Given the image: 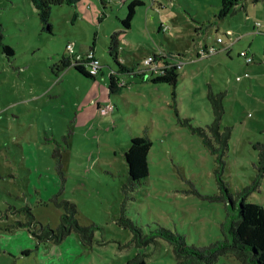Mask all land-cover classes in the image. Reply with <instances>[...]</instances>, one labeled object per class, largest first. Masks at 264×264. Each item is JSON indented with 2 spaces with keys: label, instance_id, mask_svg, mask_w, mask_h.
<instances>
[{
  "label": "rangeland",
  "instance_id": "374dc122",
  "mask_svg": "<svg viewBox=\"0 0 264 264\" xmlns=\"http://www.w3.org/2000/svg\"><path fill=\"white\" fill-rule=\"evenodd\" d=\"M131 1L53 6L44 30L30 0H0V42L14 50L7 56L0 46V264H126L138 252L147 264H176L170 242L156 238L137 248L118 224L124 151L134 136L151 142L149 175L129 193L124 212L144 234L161 227L201 247L223 239L238 193L254 184L246 200L264 206L256 148L264 144V0L243 2L223 19L219 0H140L124 30ZM117 32L126 66L153 54L180 56L175 96L166 84L123 76L126 86L109 97V67L116 65L108 45ZM68 44L84 57L93 47L87 59L101 66L95 82L59 68ZM204 46L215 54L207 56ZM209 92L222 94L220 132L230 129L221 158L226 192L215 178L220 163L197 131L213 122ZM64 202L76 206L78 224L99 227L91 249L75 233L39 244L18 226L28 208L55 229ZM216 264L239 262L224 256Z\"/></svg>",
  "mask_w": 264,
  "mask_h": 264
},
{
  "label": "trees",
  "instance_id": "16d2710c",
  "mask_svg": "<svg viewBox=\"0 0 264 264\" xmlns=\"http://www.w3.org/2000/svg\"><path fill=\"white\" fill-rule=\"evenodd\" d=\"M79 0H30L37 16L42 23V28H49L51 8L62 4L75 5ZM251 1L257 3L260 0H219L220 8L217 14L218 19H223L229 15H233L239 4ZM100 3L105 8L103 0ZM143 1L132 0L127 6L126 17L121 21L124 30L131 28V21L136 13V8L143 6ZM160 30L161 27L159 28ZM47 30V29H46ZM50 31V29H48ZM120 32L114 33L110 37L108 45V55L116 65L115 69L109 67L108 75V95L120 94L126 86V82L122 77H139L143 81H149L154 84H166L173 89L175 96V88L178 83V74L183 63L179 60V55L175 57L170 52L161 53L160 55H150L153 57L152 64L156 65L153 70L144 68L141 65L126 66L120 60ZM1 41V35H0ZM2 52L7 56H13L14 50L8 45L0 42ZM208 47L204 46V53H208ZM227 53L231 51L226 48ZM67 52V49H66ZM93 53V47L89 49V53ZM215 54V53H214ZM80 55V54H79ZM213 55V54H211ZM207 54V56H211ZM149 56V57H150ZM88 57V56H87ZM87 57L81 56L79 59L68 54V57H62L59 68H73L75 73H78L83 79L92 82L96 81V76L101 71V66L92 71V66ZM243 57V56H242ZM244 58V57H243ZM245 59V58H244ZM252 59V57H251ZM144 60V59H143ZM252 62V61H251ZM222 94L212 96L209 92L208 98L211 101V112L213 122L207 126V130L198 128L197 131L202 136L203 144L210 149L211 154L216 156V161L219 162L218 169L215 171V178L218 181L219 189L226 192L224 183L220 180L224 161L221 159L228 148V139L230 129L225 128L220 132L219 121L223 113V105L221 102ZM151 148V142L148 139L140 137H131L129 148L124 151V159L127 165V183L123 185L124 200L121 204V211L118 218V224L125 230H128L131 235V242L137 248L148 246L155 243L156 238L170 242L172 251L175 256L176 264H216L220 257L231 256L239 262V264H264V206L258 203L249 202L246 200L247 194L253 190L252 187L238 193L239 206L235 208L234 213L230 215L227 226L222 225L223 239L212 242L201 247L189 246L185 243L183 236L172 233L164 228H157L144 234L142 229L138 227L132 220L125 216V205L130 192L139 185L149 175L148 154ZM256 148L259 150L258 159L259 167L264 171V144H258ZM233 205V201H231ZM63 206L66 209L65 214L60 216L59 224L55 229L41 225L36 221L33 213L28 208L26 211V223H20V228H26L29 235L37 243H53L55 245L62 243L66 237L75 233L83 247L91 249L97 244L95 231L99 227L95 224L82 226L78 224L75 215L77 208L73 203L64 202ZM29 250L22 251V255H28ZM144 253L138 252L126 264H147L143 258Z\"/></svg>",
  "mask_w": 264,
  "mask_h": 264
},
{
  "label": "built area",
  "instance_id": "2783aa9c",
  "mask_svg": "<svg viewBox=\"0 0 264 264\" xmlns=\"http://www.w3.org/2000/svg\"><path fill=\"white\" fill-rule=\"evenodd\" d=\"M260 26H261L260 23H258V24H257V27H260ZM217 43H222V39H221L220 37L217 38ZM66 49H67V53H68L70 56H73V57L76 58V59H79V58H80V55L75 51V47H74L73 44H68V45L66 46ZM214 53H215V51H214L213 48H209V49H208V53H207V54H210V55H211V54H214ZM207 54H206V55H207ZM240 55L243 56V57L245 58L246 63H250V62L252 61L251 57H247V56H246V53H245V52H241ZM87 58H89V59H90V58H93V53H92V52L89 53V55H88ZM93 59H94V58H93ZM152 62H153V57L150 56V57H147V58H145L144 60H142L141 63H142V66H143L144 68H149V69L153 70L154 67H156V65L152 64ZM90 65L92 66V71H93V72H96V70L99 68L98 62L95 61V60H93L92 62H90ZM246 76L249 77L248 74H246ZM236 80H237V81H240L241 78H240V77H237ZM110 110H111V107L104 108V109L102 110V113L104 114V113H106L107 111H110Z\"/></svg>",
  "mask_w": 264,
  "mask_h": 264
}]
</instances>
